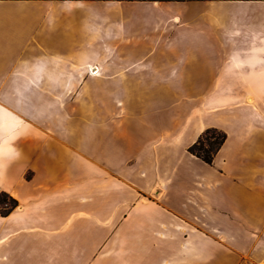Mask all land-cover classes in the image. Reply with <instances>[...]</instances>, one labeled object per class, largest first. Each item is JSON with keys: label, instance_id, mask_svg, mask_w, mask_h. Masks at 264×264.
<instances>
[{"label": "crops", "instance_id": "crops-1", "mask_svg": "<svg viewBox=\"0 0 264 264\" xmlns=\"http://www.w3.org/2000/svg\"><path fill=\"white\" fill-rule=\"evenodd\" d=\"M0 191V264H264V0H0Z\"/></svg>", "mask_w": 264, "mask_h": 264}, {"label": "trees", "instance_id": "trees-1", "mask_svg": "<svg viewBox=\"0 0 264 264\" xmlns=\"http://www.w3.org/2000/svg\"><path fill=\"white\" fill-rule=\"evenodd\" d=\"M142 1H181V0H142ZM226 139L225 133L215 128L206 129L188 152L211 165L216 152ZM17 206V201L7 193L0 191V216H7Z\"/></svg>", "mask_w": 264, "mask_h": 264}]
</instances>
